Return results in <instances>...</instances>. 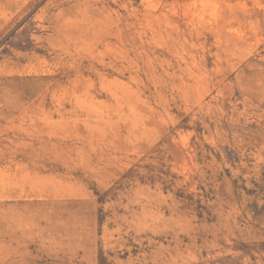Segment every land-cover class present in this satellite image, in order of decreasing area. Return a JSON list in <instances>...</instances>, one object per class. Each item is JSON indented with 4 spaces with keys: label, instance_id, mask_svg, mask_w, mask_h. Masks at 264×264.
<instances>
[{
    "label": "rangeland",
    "instance_id": "374dc122",
    "mask_svg": "<svg viewBox=\"0 0 264 264\" xmlns=\"http://www.w3.org/2000/svg\"><path fill=\"white\" fill-rule=\"evenodd\" d=\"M0 264H264V0H0Z\"/></svg>",
    "mask_w": 264,
    "mask_h": 264
}]
</instances>
